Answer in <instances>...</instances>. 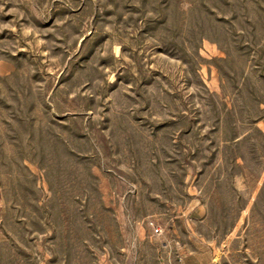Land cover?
Segmentation results:
<instances>
[{"label": "rangeland", "instance_id": "obj_1", "mask_svg": "<svg viewBox=\"0 0 264 264\" xmlns=\"http://www.w3.org/2000/svg\"><path fill=\"white\" fill-rule=\"evenodd\" d=\"M0 264H264V0H0Z\"/></svg>", "mask_w": 264, "mask_h": 264}]
</instances>
